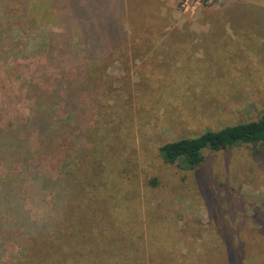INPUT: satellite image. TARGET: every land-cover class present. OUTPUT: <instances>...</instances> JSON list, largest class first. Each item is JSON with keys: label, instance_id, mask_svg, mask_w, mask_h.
<instances>
[{"label": "rangeland", "instance_id": "obj_1", "mask_svg": "<svg viewBox=\"0 0 264 264\" xmlns=\"http://www.w3.org/2000/svg\"><path fill=\"white\" fill-rule=\"evenodd\" d=\"M114 1L82 0L81 7L97 9L98 23L107 26ZM126 1L130 45L112 49L98 62L103 78L95 74L102 101L90 146L99 150L86 169L101 180L72 206L63 247L69 257L60 264H205L206 252L224 251L231 234L247 241V252L259 251L264 149H207L195 169L163 162L158 150L264 113V0H203L191 13L181 0ZM49 30L60 29H14L10 54L35 60ZM184 33L191 36L184 52L166 44ZM59 247L51 248L54 264L65 253ZM38 252L37 261L48 264Z\"/></svg>", "mask_w": 264, "mask_h": 264}, {"label": "trees", "instance_id": "obj_2", "mask_svg": "<svg viewBox=\"0 0 264 264\" xmlns=\"http://www.w3.org/2000/svg\"><path fill=\"white\" fill-rule=\"evenodd\" d=\"M127 3L114 1L113 21L106 26L98 23L97 9L81 7L82 0H0V264H40L37 249L40 260L54 264L51 248L64 249L68 217L75 214L72 206L82 203L85 190L101 180L86 169L87 160L95 159L99 150L90 146V129L97 124L93 117L101 114L102 101L95 74L103 78L105 70L98 62L112 57V49L127 51L130 45ZM102 12L108 13L107 7ZM49 24L60 30L48 31L47 47L35 60L13 58L14 29ZM190 38L185 33L170 36L166 44L178 47L176 42ZM239 144L264 149V113L165 142L158 153L167 164L195 169L204 162L205 150ZM245 242L231 234L224 251L206 252L205 264H247L250 259L264 264L257 259L264 256V236L256 252H247ZM64 250L58 264L69 257ZM199 264H204L201 259Z\"/></svg>", "mask_w": 264, "mask_h": 264}, {"label": "built area", "instance_id": "obj_3", "mask_svg": "<svg viewBox=\"0 0 264 264\" xmlns=\"http://www.w3.org/2000/svg\"><path fill=\"white\" fill-rule=\"evenodd\" d=\"M203 0H181V8L184 10L186 13H191L194 8L196 7L197 4H201ZM212 1V0H209Z\"/></svg>", "mask_w": 264, "mask_h": 264}, {"label": "crops", "instance_id": "obj_4", "mask_svg": "<svg viewBox=\"0 0 264 264\" xmlns=\"http://www.w3.org/2000/svg\"><path fill=\"white\" fill-rule=\"evenodd\" d=\"M196 41H198V40H196ZM186 43H189V42H176V44L178 45V47H177L178 50H181V52H184L185 50L182 49V45H185ZM200 50L202 52V49H200V48L196 49V52H198ZM194 51H195V49H194Z\"/></svg>", "mask_w": 264, "mask_h": 264}]
</instances>
